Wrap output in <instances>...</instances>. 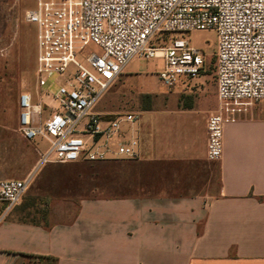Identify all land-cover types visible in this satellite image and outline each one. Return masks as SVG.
<instances>
[{
  "label": "crops",
  "instance_id": "obj_1",
  "mask_svg": "<svg viewBox=\"0 0 264 264\" xmlns=\"http://www.w3.org/2000/svg\"><path fill=\"white\" fill-rule=\"evenodd\" d=\"M125 69L119 79L130 78ZM193 87H162L172 98L151 101L125 128L138 143V158L125 160L133 170L125 197L82 200L76 214H8L0 264H264V106L224 126L221 158L209 162L217 97L199 89L192 97Z\"/></svg>",
  "mask_w": 264,
  "mask_h": 264
},
{
  "label": "built area",
  "instance_id": "obj_2",
  "mask_svg": "<svg viewBox=\"0 0 264 264\" xmlns=\"http://www.w3.org/2000/svg\"><path fill=\"white\" fill-rule=\"evenodd\" d=\"M17 1V0H0ZM24 22L35 26L38 89L56 76L46 92L53 107L18 99L17 133L36 149L35 170L47 164L105 163L138 158V143L125 136L138 114L101 113L97 104L129 62L161 59L157 83L171 89L203 71L204 55L175 39L163 49L162 34L213 30L217 36V110L206 122V160L222 155L223 128L264 106V0H33ZM30 179H0V221L16 207Z\"/></svg>",
  "mask_w": 264,
  "mask_h": 264
},
{
  "label": "rangeland",
  "instance_id": "obj_3",
  "mask_svg": "<svg viewBox=\"0 0 264 264\" xmlns=\"http://www.w3.org/2000/svg\"><path fill=\"white\" fill-rule=\"evenodd\" d=\"M34 6L33 0L0 1V179H30L27 191L7 214H24L29 220L47 209V214H76L82 200H106L125 197L132 189L133 170L125 160L105 163L47 164L35 170L36 149L41 142H27L17 133L18 99L29 93L35 104L53 100L46 92L56 91L54 76L46 87L37 88L35 77V26L24 22V12ZM175 39H184L204 55V71L195 78L192 92L201 98L216 95L215 53L217 36L213 30L193 31L186 34H162L152 41L157 49L166 48ZM163 70V60L132 59L122 77L106 91L96 110L101 113H135L146 107L148 101L162 105L170 95L159 86L154 75ZM136 75H138L136 77ZM201 77L200 84L197 80ZM155 91L160 94L147 93ZM149 96L150 100L146 98ZM151 104V103H150ZM2 214V211H0ZM24 264H50L28 259Z\"/></svg>",
  "mask_w": 264,
  "mask_h": 264
},
{
  "label": "trees",
  "instance_id": "obj_4",
  "mask_svg": "<svg viewBox=\"0 0 264 264\" xmlns=\"http://www.w3.org/2000/svg\"><path fill=\"white\" fill-rule=\"evenodd\" d=\"M146 98L148 100H150L149 96H146ZM150 101H148V104L146 107H144V109H149L150 108ZM77 164H82V163H77ZM89 164H94V163H89ZM40 215L42 218H44L47 214V209H43L40 212ZM29 259L31 260H36V261H45V262H50V264H55V260L52 258H41V257H29Z\"/></svg>",
  "mask_w": 264,
  "mask_h": 264
}]
</instances>
